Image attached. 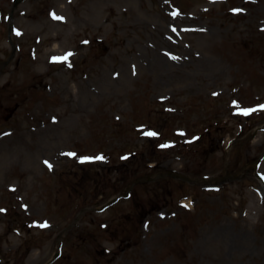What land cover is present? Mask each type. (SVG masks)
Here are the masks:
<instances>
[{
    "label": "rangeland",
    "instance_id": "1",
    "mask_svg": "<svg viewBox=\"0 0 264 264\" xmlns=\"http://www.w3.org/2000/svg\"><path fill=\"white\" fill-rule=\"evenodd\" d=\"M0 264H264V0H0Z\"/></svg>",
    "mask_w": 264,
    "mask_h": 264
},
{
    "label": "snow or ice",
    "instance_id": "2",
    "mask_svg": "<svg viewBox=\"0 0 264 264\" xmlns=\"http://www.w3.org/2000/svg\"><path fill=\"white\" fill-rule=\"evenodd\" d=\"M69 55H71V54H69ZM59 59V58H58ZM66 59V58H65ZM248 111H250V110H244V112H245V114H247V112ZM150 135H154V133H149ZM85 159H87V158H85ZM50 167H51V165H49Z\"/></svg>",
    "mask_w": 264,
    "mask_h": 264
}]
</instances>
